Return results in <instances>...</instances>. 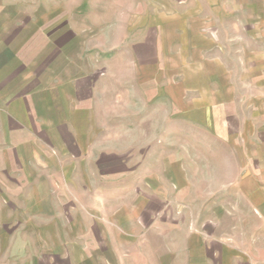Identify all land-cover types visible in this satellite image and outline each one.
Wrapping results in <instances>:
<instances>
[{
    "label": "rangeland",
    "instance_id": "rangeland-1",
    "mask_svg": "<svg viewBox=\"0 0 264 264\" xmlns=\"http://www.w3.org/2000/svg\"><path fill=\"white\" fill-rule=\"evenodd\" d=\"M255 174L264 0H0V264H113L141 236L107 212L173 222Z\"/></svg>",
    "mask_w": 264,
    "mask_h": 264
},
{
    "label": "crops",
    "instance_id": "crops-1",
    "mask_svg": "<svg viewBox=\"0 0 264 264\" xmlns=\"http://www.w3.org/2000/svg\"><path fill=\"white\" fill-rule=\"evenodd\" d=\"M262 183V175L255 174L249 177L248 184L232 187L233 191H227L230 188L226 186L223 192L230 196L234 193L235 199L219 209L211 206L212 200L205 201V207L204 203L199 206V196L190 203L182 202L176 207L179 216L173 222L151 216V207L143 204L141 220L136 224L135 211L129 212V208L122 206V212L106 213L110 223L95 222L96 228H100L97 235L116 236L126 242L141 236V249L110 250L116 256L113 264H264L255 258L254 245L249 250H242L239 245L241 236H252V241H256L255 236H264ZM129 219L133 222L127 225Z\"/></svg>",
    "mask_w": 264,
    "mask_h": 264
}]
</instances>
